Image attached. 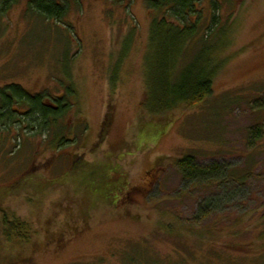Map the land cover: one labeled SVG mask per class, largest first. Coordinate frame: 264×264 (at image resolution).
<instances>
[{
  "label": "rangeland",
  "instance_id": "374dc122",
  "mask_svg": "<svg viewBox=\"0 0 264 264\" xmlns=\"http://www.w3.org/2000/svg\"><path fill=\"white\" fill-rule=\"evenodd\" d=\"M61 1L62 21L30 0L0 10V88L69 104L58 129L30 130L16 104L25 117L0 124V264H264V0H201L175 75L216 44L212 92L154 119L142 103L160 14L147 0ZM186 154L251 175L194 188L175 165ZM105 179L110 202L95 191ZM5 216L29 239H7Z\"/></svg>",
  "mask_w": 264,
  "mask_h": 264
},
{
  "label": "trees",
  "instance_id": "16d2710c",
  "mask_svg": "<svg viewBox=\"0 0 264 264\" xmlns=\"http://www.w3.org/2000/svg\"><path fill=\"white\" fill-rule=\"evenodd\" d=\"M18 0H4L0 10L4 11L10 4ZM10 4H6L9 3ZM201 0H147L146 7L153 14H160V17L153 15L150 22L151 48L153 53H149L146 60V93L142 103L146 111L154 119L156 115L171 112L177 109H187L198 105L212 92V81L220 65L212 60V54L216 50L208 47V53H202L200 57L181 74L178 79L175 69L179 66V58L183 47L198 34V23L201 17L198 6ZM61 0H30L29 6L33 11L45 18H54L62 21L67 14L68 7ZM57 9V10H56ZM197 15V20L190 22L189 18ZM165 16L172 19L168 20ZM158 45V46H157ZM212 48V49H211ZM155 50V51H154ZM213 50V51H212ZM42 95L30 94L20 85H10L0 88V124L6 125L19 117L24 118V113L18 114L12 107L14 104L26 106L28 128L34 130L35 127L58 129L56 121L64 115L69 104L62 103L63 98H58L57 104L52 106L42 103ZM157 129L164 130L166 122L158 123L153 121ZM164 125V126H163ZM74 164V163H73ZM176 167L183 180L195 187H205L217 184H227L235 182L243 185L251 175V166L242 169H235L224 172V166L220 163L199 164L192 154H186L176 159ZM77 164L71 166L73 171ZM70 170V171H71ZM90 174V175H89ZM87 174L88 185H92L98 172L90 170ZM78 178V177H77ZM122 183V182H121ZM107 180H104V189L99 186L95 191H99L100 197L106 202ZM94 187V186H93ZM123 184L115 186L113 189L121 193ZM113 204V203H112ZM4 236L7 239L16 237L28 240L31 236L30 226L26 222L8 221L3 217ZM264 236V231L262 232Z\"/></svg>",
  "mask_w": 264,
  "mask_h": 264
}]
</instances>
